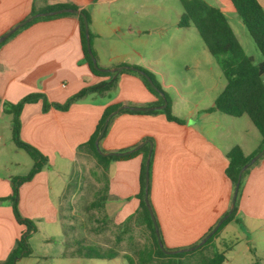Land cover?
I'll use <instances>...</instances> for the list:
<instances>
[{
	"label": "crops",
	"instance_id": "1",
	"mask_svg": "<svg viewBox=\"0 0 264 264\" xmlns=\"http://www.w3.org/2000/svg\"><path fill=\"white\" fill-rule=\"evenodd\" d=\"M206 1L222 9L226 16L227 10L235 11L230 0ZM259 1L264 7V0ZM54 4H75L89 13L92 49L101 68L140 66L153 72L166 90L174 88L172 112L183 123L170 121L162 113L121 111L113 116L100 147L110 153L151 141L149 200L164 244H190L206 235L231 207L232 183L225 172L227 154L239 145L250 155L260 146L262 137L247 115L234 117L211 110L227 80L209 58L206 46L201 49L192 44L193 31L199 33L198 30L179 26L183 8L176 6L174 0H0V37L30 16L34 5L41 8ZM160 20L168 24L160 26ZM155 33L167 38L173 47L164 41L151 43L148 38ZM143 39L146 43L141 46ZM182 58L183 69L190 76V81L183 84L197 82L205 88L184 93L173 82H167L174 79L170 72L173 61ZM123 71L115 75L118 81L114 89L89 94L66 111L51 108L44 112L42 101L28 103L23 109L21 138L37 147L49 162L21 186L19 208L37 227L30 238L31 246L58 242L54 254L49 255L54 258H80L67 254L62 201L71 179V167L88 154L82 145L96 131L106 108L159 103V98L138 76ZM108 80L110 76L94 74L84 62L80 21L76 16L38 21L0 48V171H8L0 174V262L8 257L26 229L16 221L11 203L1 200L12 194L11 179L25 176L33 166V160L26 159L25 175L10 171L20 163L13 161L18 150L12 136V115L4 112V103H18L29 94L40 92L50 102L63 104L83 88ZM146 145L150 152V145ZM144 153L102 167V207L106 217L109 215L118 226L140 207ZM244 218L247 228H264V159L248 173L238 212L227 225ZM138 222L146 226L142 220ZM119 230L118 238L123 237ZM24 259L27 258L16 264Z\"/></svg>",
	"mask_w": 264,
	"mask_h": 264
},
{
	"label": "trees",
	"instance_id": "2",
	"mask_svg": "<svg viewBox=\"0 0 264 264\" xmlns=\"http://www.w3.org/2000/svg\"><path fill=\"white\" fill-rule=\"evenodd\" d=\"M238 17L241 19L243 25L247 28L250 36L255 42L257 48L264 57V7L259 0H230ZM183 12L179 20V26L182 28L195 27L209 53L216 58L221 70L223 71L224 77L227 80V84L220 95L215 101V106L211 110H218L224 114L241 117L247 115L253 124L256 126L262 141L260 146L250 155H246L241 146L237 145L233 147L227 154L229 163L226 168V175L232 183V197L234 194L235 186L238 180L240 170L245 164H247L258 152L264 148V59L262 62L256 64L254 58L247 55L244 48L237 39L235 32L230 25L228 18L224 11L219 7L211 5L206 0H180ZM63 8H74L79 9L75 4H54L46 5L41 8L33 6L30 15L36 14L38 12H50L56 11ZM82 12L87 16L90 23L89 13L83 9ZM63 16H76L80 21V31L82 39V47L84 52V62H86L92 72L98 76H110V80L104 81L100 84L83 88L78 93L69 98L65 103H52L48 97L40 92H34L23 98L18 103H4V112L6 114L12 115V136L13 141L17 148L24 150L30 158L33 160V166L28 174L21 177H13L11 179L12 183V194L2 199L1 201H9L13 208L14 216L16 221L25 226V231L16 240L14 247L12 248L8 257L1 261L0 264H16L20 259L28 258L33 255V250L30 245L31 236L37 231L36 224L30 218L25 217L19 208L20 200V188L21 186L31 181L39 172L42 171L43 167L49 162V158L45 156L37 147L24 141L21 138V127H22V112L26 104L42 101L43 111L47 112L51 108H56L58 110L66 111L74 103L81 101L84 97L93 93H105L114 89L117 86L116 73L103 71L95 68L93 60L87 49V40L85 35V27L83 18L80 15L74 13H61L53 16L39 17L28 24L24 25L14 34H12L7 40L0 44V48L4 45L10 38L14 37L21 30L28 28L32 24L43 21L52 20L55 18ZM91 45H92V34H91ZM93 50V49H92ZM94 53V51H93ZM95 55V53H94ZM96 57V56H95ZM136 70H127V72L138 76L146 85V87L159 98V103L155 106L164 104L165 99L167 101V106L162 110L155 111H134L130 109H125L122 112H128L132 114H165L167 119L170 121L183 123V120L175 116L172 112V104L167 93L162 88L155 74L150 70L140 67L133 66ZM149 76L153 83V87L146 76ZM120 105H114L106 108L94 134L91 138L82 145L87 152L95 157L97 163L102 167H106L114 161L127 160L132 157L137 156L141 152H145L144 160L141 168L140 184L141 190L138 194L140 199V207L137 212L130 216L123 224L119 227L122 230L121 234H127L131 226L136 224L137 221L142 220L146 227L150 231V242L141 248H136L133 252L137 259L132 255H126L125 258L128 264H224L226 261L225 252L214 251L212 256H206L202 254L207 250L208 245L212 243L214 238L219 234V232L231 222L236 216L240 197L242 194V189L244 187L245 179L252 169L253 166L260 163L264 159V155L251 165L242 176V181L240 184L239 195L236 202V208L233 213L227 218L216 231V233L200 248L184 253H176L173 255L166 254L160 247L158 237L156 234V229L149 213V210L145 203V176H146V164L149 155V147L145 145L141 149L134 151L127 155H111L103 156L97 150L96 140L108 120L110 114L116 110ZM114 117L110 118L107 128L105 130L104 136L107 134L108 128ZM128 150H120L118 152H125ZM102 152L106 153L104 150ZM152 166V154L150 159V173ZM151 179V176H150ZM104 197L101 195L98 200L91 204L92 207L103 206ZM226 212L224 216L227 214ZM223 216V217H224ZM220 221V220H219ZM218 221V222H219ZM217 222V223H218ZM216 223V224H217ZM213 230L211 228L204 238ZM160 231V230H159ZM122 240V236L117 237L116 243L119 244ZM162 240V237H161ZM166 250H169L166 248ZM120 252L116 247H109L103 249L96 245L80 246L75 252L74 256L90 258V259H106L112 260L119 256Z\"/></svg>",
	"mask_w": 264,
	"mask_h": 264
},
{
	"label": "rangeland",
	"instance_id": "3",
	"mask_svg": "<svg viewBox=\"0 0 264 264\" xmlns=\"http://www.w3.org/2000/svg\"><path fill=\"white\" fill-rule=\"evenodd\" d=\"M174 1L176 2V6L182 8L181 2L178 0ZM231 6L232 5H230V7ZM227 18L246 54L253 57L256 64L262 62L264 57L257 48L247 28L238 17V14L229 9L227 10ZM158 23L160 26L162 24H168L164 20H160ZM170 23H172V20H169V25ZM194 30L196 29L194 28ZM193 34L195 36V41H193L192 44L199 46L201 49L202 47H205L199 33L193 31ZM148 40L154 45L162 44L164 41L169 44L170 48L173 47L172 42L167 38H162L161 34L158 33L152 34ZM145 43L146 39H143L141 41V46L145 45ZM208 56H210L209 58H211L216 64L218 68L217 70L221 72V76L225 80L226 78L224 77L223 71L216 58L212 55ZM183 60L184 58L173 61V66L171 67L170 72L174 79H168L167 82H173L176 84L175 87L184 93H188L193 89H203L204 86L196 85L197 82H194L191 85L183 84L190 81L189 74L183 69ZM185 60H188V58H185ZM171 61L172 60H170V62ZM165 62L167 63V60ZM179 66L181 68H179ZM262 79L264 81V75ZM162 88L165 90L170 100L171 97H175L176 92L174 88L168 90L163 86ZM204 93L205 91L202 94ZM195 96L197 95L195 94ZM16 150H18V152L13 154V161L20 163V165L15 166L14 164L10 171L11 173L18 175H25V160H31V158L24 150L17 147ZM71 170L72 171L69 174L71 179L62 201L63 210L61 214L64 223V230L68 238V245L66 248L67 254L73 255L81 245H96L103 249L116 247L120 252L119 256L112 260L90 259L84 257L78 259H58L49 256L53 255L58 247V242L54 240L47 244L34 243L31 248L36 257L24 259L21 264H128L125 258L126 255H132L137 259L133 251L150 242L149 229L143 224L140 225L137 221L136 224L131 226L127 234L123 235L121 242L117 244L116 240L117 236L120 234V227L114 222V219L108 218L109 215L106 217L107 214L103 207L91 206V204L98 200L103 194L105 179L102 166L97 163V160L93 155L86 153L77 164H74V166L71 167ZM5 173H8V171H0V174ZM245 220L246 219L244 218L238 223L227 225L225 229H222L219 232L212 243L208 245L207 250L202 254L212 256L215 250L219 252L226 251V261L224 264H264V228H247V221ZM204 236L205 234H202L194 239V242L185 245L167 246L164 244L163 238L162 243L164 248H167L170 251L187 249L197 245ZM160 237H162L161 230Z\"/></svg>",
	"mask_w": 264,
	"mask_h": 264
},
{
	"label": "water",
	"instance_id": "4",
	"mask_svg": "<svg viewBox=\"0 0 264 264\" xmlns=\"http://www.w3.org/2000/svg\"><path fill=\"white\" fill-rule=\"evenodd\" d=\"M61 13H74L77 15L82 16L83 18V22H84V27H85V35H86V40H87V49L88 52L93 60L94 66L97 69L103 70V71H108V72H114L116 74L122 72L123 70L127 69V70H138L133 66H129V65H125V66H118V67H114L111 69H104L101 68L98 65L97 59L93 53L92 50V45H91V33H90V24L88 21L87 16L82 12V10L80 9H74V8H63L60 10H56V11H50V12H38L36 14L30 15L27 18H25L24 20L20 21L19 23H17L15 26H13L10 30H8L4 35H2L0 37V44L2 42H4L5 40H7L12 34H14L16 31H18L20 28H22L24 25L28 24L29 22L39 18V17H46V16H53V15H58ZM146 76V78L148 79V81L150 82V84L154 86V83L152 81V79L147 76L145 73H142ZM167 106V101L165 99L164 104L159 105V106H148V107H142V106H130V105H122L120 107H118L116 110H114L108 120L106 121L105 125L103 126L97 140H96V147L97 150L101 153V155L103 156H111V155H127L130 154L134 151H137L139 149H141L144 145L149 144L150 145V152H149V156L147 159V164H146V176H145V203L146 206L149 210V213L151 215V218L153 220L155 229H156V234L158 237V241L160 244V247L162 248V250L168 254V255H173L176 253H184V252H191L194 251L198 248H200L201 246H203L215 233L216 231L219 229V227L221 226V224L230 217V215L233 213V211L236 208V202H237V198L239 195V190H240V184L242 181V176L243 173L245 172V170H247L251 165H253L254 163H256V161H258L263 155H264V148L258 152L247 164H245L243 166V168L240 170L239 176H238V180L235 186V190H234V194L232 197V203H231V207L230 210L228 211V213L216 224V226L213 228V230L205 237L203 238L197 245L191 247V248H187V249H180V250H166L164 248V245L162 243L161 237H160V231L157 225V221L152 209V206L150 204V200H149V185H150V159H151V154H152V142L151 141H144L142 144L138 145L136 148L128 150L126 152H110V153H104L102 152L101 148H100V140L102 139V137L104 136L105 130L107 128L108 122L110 120V118H112L113 116L119 114L121 111L125 110V109H130V110H134V111H141V112H145V111H155V110H162Z\"/></svg>",
	"mask_w": 264,
	"mask_h": 264
}]
</instances>
